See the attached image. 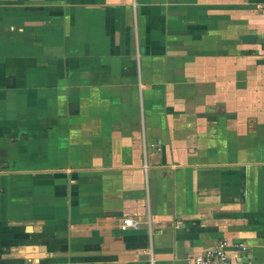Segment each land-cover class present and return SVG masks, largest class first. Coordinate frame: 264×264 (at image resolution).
Here are the masks:
<instances>
[{
  "label": "crops",
  "instance_id": "obj_1",
  "mask_svg": "<svg viewBox=\"0 0 264 264\" xmlns=\"http://www.w3.org/2000/svg\"><path fill=\"white\" fill-rule=\"evenodd\" d=\"M263 2L0 0V264H264Z\"/></svg>",
  "mask_w": 264,
  "mask_h": 264
},
{
  "label": "built area",
  "instance_id": "obj_2",
  "mask_svg": "<svg viewBox=\"0 0 264 264\" xmlns=\"http://www.w3.org/2000/svg\"><path fill=\"white\" fill-rule=\"evenodd\" d=\"M264 9V2L261 5ZM263 52H264V44H263ZM138 227V223L134 222L130 218H124L119 224L118 228L121 232H124L128 229H136ZM228 248L233 249H243L244 245L242 243L228 244L226 240H218L211 247L203 249L200 253H198L193 259L192 264H223L226 259V250Z\"/></svg>",
  "mask_w": 264,
  "mask_h": 264
},
{
  "label": "water",
  "instance_id": "obj_3",
  "mask_svg": "<svg viewBox=\"0 0 264 264\" xmlns=\"http://www.w3.org/2000/svg\"><path fill=\"white\" fill-rule=\"evenodd\" d=\"M240 40L243 42H250V40H252V36H242L240 37Z\"/></svg>",
  "mask_w": 264,
  "mask_h": 264
}]
</instances>
